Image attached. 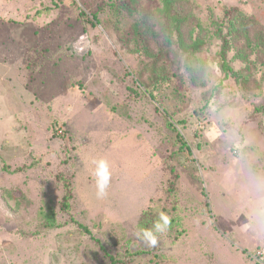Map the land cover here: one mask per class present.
Wrapping results in <instances>:
<instances>
[{
	"label": "rangeland",
	"instance_id": "rangeland-1",
	"mask_svg": "<svg viewBox=\"0 0 264 264\" xmlns=\"http://www.w3.org/2000/svg\"><path fill=\"white\" fill-rule=\"evenodd\" d=\"M155 59L149 94L134 70ZM165 176L186 234L131 256ZM99 246L264 264V0H0V264H111Z\"/></svg>",
	"mask_w": 264,
	"mask_h": 264
},
{
	"label": "trees",
	"instance_id": "trees-1",
	"mask_svg": "<svg viewBox=\"0 0 264 264\" xmlns=\"http://www.w3.org/2000/svg\"><path fill=\"white\" fill-rule=\"evenodd\" d=\"M164 5L166 6L165 11H166V15H168V13H172L173 11L170 10V8L167 6V2H164ZM95 18V17H94ZM173 19H175V23H180L177 20V16L174 14ZM183 21V19L181 20ZM177 32L175 34H178V32H180L181 28L179 26H176L175 29ZM145 32L139 33L137 38H139V43H142L144 41V39L142 40V37L144 35ZM149 37H152L155 39V35L152 32H149ZM179 42H181V38L179 40ZM199 40L197 42H195L193 44V50H196L199 46ZM141 46V45H140ZM171 46V41L169 39H166L165 44H163L161 46L162 50L166 49V48H170ZM183 49L185 45H181ZM148 47L146 45H143L142 50L143 53L146 55L147 51H148ZM189 50V48H187V51ZM193 54V52L191 53ZM170 55V54H169ZM167 55V56H169ZM153 62V63H152ZM152 63V64H151ZM159 63V62H158ZM220 70L223 74V81H229L230 78H235L238 75L234 72L233 70L230 68L229 64L226 61V56H225V52H220ZM164 71V69L160 66H156V59L149 61L147 63H144L143 67L141 68V71L138 70H134V73L137 77V79L140 82H145V80L147 79V84L144 83L145 85H148V87H145L146 91L149 94H152L154 92V90H156V87H154L153 89L151 88V86L149 84H153V86H155V82L158 81V76L157 75L159 72ZM165 73V72H164ZM141 79H143L141 81ZM142 82V83H143ZM222 83L219 84L218 87L214 88V91H218L216 89H221ZM260 111H263V108H260ZM168 126H170V124L168 123ZM178 140H180L181 138L179 137V135L177 136ZM177 140V141H178ZM184 144H182L183 147ZM6 171H9V169H4ZM169 176V174H168ZM168 177L165 176V178H162V181L160 183V187H159V191L160 194L153 197V198H149L148 199V204L146 206V208L140 212L138 220H137V224H136V233H140L141 230H151L153 229V225L159 221L160 215L164 214L169 218V226L167 228V230L163 233H156L157 236V241L161 240L164 242H168L171 245H175L177 243L180 242V240L184 237V235L186 234V232H184V226L186 228V224L185 221L183 222L184 217L181 215L183 214V209L179 207V203L181 202V196H180V188L177 187L176 185V179L172 180L170 179V181H168L167 179ZM164 188V189H163ZM169 202L172 203V207L170 208V210L168 211V208H166L169 205ZM176 204V206H175ZM204 207L208 208V205L204 204ZM209 211V210H207ZM44 216H47L46 213L43 214ZM48 221L45 223V227L48 229H52L55 227V220H54V216L52 215L51 217L47 216ZM42 220V219H41ZM184 224V225H183ZM88 233V232H87ZM137 240H140V242L142 243L140 245L141 249H137L135 252L131 253V256H142L144 255V253H153V251H155V249H157L156 246H149L147 245L142 239L138 238L137 235ZM98 242V241H97ZM101 252L104 254V256L109 260V262L111 264H122V260L119 258L120 255L125 254L126 256L129 254L128 251L124 249H121V251L119 250V256L117 255H112L110 254L103 246H99ZM146 248V250L143 251V248ZM148 255V254H147ZM117 256V257H115ZM155 257H158L157 254H155ZM162 258L159 257V261H161ZM175 263V262H174Z\"/></svg>",
	"mask_w": 264,
	"mask_h": 264
},
{
	"label": "clouds",
	"instance_id": "clouds-1",
	"mask_svg": "<svg viewBox=\"0 0 264 264\" xmlns=\"http://www.w3.org/2000/svg\"><path fill=\"white\" fill-rule=\"evenodd\" d=\"M95 175L97 177V194L102 198L106 195V188L109 182V173L106 163L99 162ZM169 223V218L166 215L161 214L159 221L153 225V229L141 230V232L137 234L138 238L142 239L149 246H155L157 243L156 233L165 232L169 226Z\"/></svg>",
	"mask_w": 264,
	"mask_h": 264
}]
</instances>
